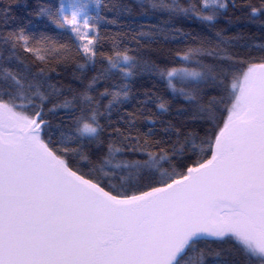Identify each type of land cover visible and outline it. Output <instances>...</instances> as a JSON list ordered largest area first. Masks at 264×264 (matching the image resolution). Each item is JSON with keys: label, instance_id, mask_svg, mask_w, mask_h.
<instances>
[{"label": "snow or ice", "instance_id": "snow-or-ice-1", "mask_svg": "<svg viewBox=\"0 0 264 264\" xmlns=\"http://www.w3.org/2000/svg\"><path fill=\"white\" fill-rule=\"evenodd\" d=\"M90 3L103 7L100 0H69L70 16L64 5L57 11L42 8L39 15L50 17L60 28L67 25L80 41L79 50L94 60L91 20L101 17L89 15ZM152 3L163 6L164 0ZM200 3L202 8L197 9L189 0L190 7L182 8L173 0L169 10L213 21L218 10L227 7L225 0ZM261 4V9L251 8L252 16L264 15V0ZM206 9L211 14L204 15ZM4 39H12L13 48L23 44L25 52L45 59L38 49L27 46L22 33ZM200 54L189 50L181 59L191 61ZM107 61L109 69L132 75L135 64L126 53L116 51L115 58ZM231 72L229 68L210 78L213 87L227 94L219 103L230 104L223 127L212 130L215 98L208 108L201 105L199 116L193 117L210 124L201 141L210 157L202 154L185 172H163L160 161L166 155L157 157L137 138L125 137L119 147L109 144L98 162L100 171L111 176L116 175L113 168L127 169L129 176L147 175L154 184L148 190L123 183L106 190L103 181L70 164L68 146L54 148L51 138L45 139L50 125L44 109L57 90L45 91L38 76L32 77L35 83L22 80L0 64V264H206L205 245L225 240H234L245 255L261 257L259 264H264V63H252L242 78L233 75L229 90ZM166 76L173 89L174 77H180L182 85L199 87L209 82L208 72L196 68H173ZM181 92L190 102L196 99L195 92H184L183 87ZM112 95L110 103L126 97L127 91L118 89ZM17 100L24 102L17 104ZM70 104H53L48 112ZM90 111V116L82 112L76 119V133L93 142L103 129L97 119L99 110ZM74 151L90 159L79 149ZM124 151L146 152L148 159L115 164V154ZM153 170L160 173L158 178Z\"/></svg>", "mask_w": 264, "mask_h": 264}, {"label": "trees", "instance_id": "trees-1", "mask_svg": "<svg viewBox=\"0 0 264 264\" xmlns=\"http://www.w3.org/2000/svg\"><path fill=\"white\" fill-rule=\"evenodd\" d=\"M67 2L0 0V64L10 67L22 80L35 83L32 77L38 76L45 91L57 90L52 103L44 109L50 125L45 139L50 137L54 148L68 146L70 164L103 181L106 190L112 184H131L134 190H148L154 184L147 175L129 176L127 169L113 168L116 175L111 176L100 171L98 162L109 144L119 147L125 137L137 138L141 147L157 157L166 155L167 159L160 161L163 172H185L202 154L209 157L201 141L210 124L193 117L199 116L201 105L208 108L209 101L215 98L212 111L218 127L214 123L212 130L218 131L227 119L230 104L219 103L222 96L227 99V94L213 87L211 76L232 69L227 81L230 90L233 75L242 78L252 63H264V15L251 14L252 7L262 8L261 0H225L226 9L218 10L213 21H203L192 12L170 11L173 0H164L163 6L155 7L152 0H100L102 8L90 3L89 15L99 13L101 17L91 20L97 50L94 60H88L79 50L80 41L67 25L60 28L50 17L39 15L42 8L57 11ZM192 2L197 9L202 8L200 0ZM177 3L182 8L190 7L189 0ZM203 14L209 15L211 10ZM21 33L28 39L27 46L38 49L44 60L25 52L23 44L13 48V40L4 39ZM189 50H200L201 54L191 61L181 59ZM116 51L132 57V75L126 77L122 71L109 69L107 58H115ZM173 68L203 69L209 74V82L196 87L191 83L182 85L180 77H174L173 89L166 76ZM182 87L184 92H195L196 99L187 100ZM118 89L126 90L127 96L121 95L110 103ZM105 92L109 94L102 96ZM85 97H90V102ZM65 101L71 102L68 108L48 112L53 104ZM91 109L99 110L97 119L103 129L99 140L93 142L76 133V119L82 112L90 116ZM128 146L124 144L125 149ZM76 149L90 159H82ZM115 156V164L148 159L146 152L124 151ZM153 171L158 178L160 173ZM205 247L206 264H259L261 259L245 255L234 240L213 241Z\"/></svg>", "mask_w": 264, "mask_h": 264}, {"label": "rangeland", "instance_id": "rangeland-1", "mask_svg": "<svg viewBox=\"0 0 264 264\" xmlns=\"http://www.w3.org/2000/svg\"><path fill=\"white\" fill-rule=\"evenodd\" d=\"M67 5H68V2H67ZM67 5H64V8H65V14H68L70 16V13L67 12Z\"/></svg>", "mask_w": 264, "mask_h": 264}, {"label": "water", "instance_id": "water-1", "mask_svg": "<svg viewBox=\"0 0 264 264\" xmlns=\"http://www.w3.org/2000/svg\"><path fill=\"white\" fill-rule=\"evenodd\" d=\"M209 157H210V155H209Z\"/></svg>", "mask_w": 264, "mask_h": 264}]
</instances>
